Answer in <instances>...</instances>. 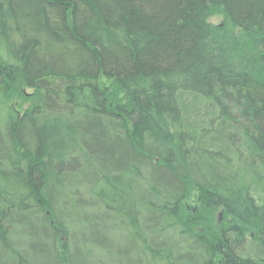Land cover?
Segmentation results:
<instances>
[{
  "label": "trees",
  "instance_id": "1",
  "mask_svg": "<svg viewBox=\"0 0 264 264\" xmlns=\"http://www.w3.org/2000/svg\"><path fill=\"white\" fill-rule=\"evenodd\" d=\"M216 263L264 264V0H0V264Z\"/></svg>",
  "mask_w": 264,
  "mask_h": 264
},
{
  "label": "rangeland",
  "instance_id": "2",
  "mask_svg": "<svg viewBox=\"0 0 264 264\" xmlns=\"http://www.w3.org/2000/svg\"><path fill=\"white\" fill-rule=\"evenodd\" d=\"M211 23L218 28L216 32L217 38H233L235 35V33L229 32L227 28L223 27L224 18L221 13L215 12L211 17ZM102 81L108 89L111 87L118 100H123V94L114 85L112 86V81ZM38 102L39 99L35 91L19 86L11 95L10 106L15 115H21L35 107ZM202 198L203 196L200 192L191 188L183 202L182 213L188 223L192 224V228L199 230L200 233L215 234L216 229L221 226H227L232 222V218L223 209H206Z\"/></svg>",
  "mask_w": 264,
  "mask_h": 264
}]
</instances>
